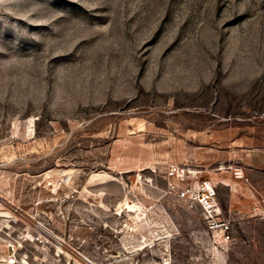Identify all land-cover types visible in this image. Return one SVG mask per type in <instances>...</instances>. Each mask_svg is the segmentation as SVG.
Returning <instances> with one entry per match:
<instances>
[{
    "label": "rangeland",
    "instance_id": "obj_1",
    "mask_svg": "<svg viewBox=\"0 0 264 264\" xmlns=\"http://www.w3.org/2000/svg\"><path fill=\"white\" fill-rule=\"evenodd\" d=\"M0 264H264V0H0Z\"/></svg>",
    "mask_w": 264,
    "mask_h": 264
},
{
    "label": "built area",
    "instance_id": "obj_2",
    "mask_svg": "<svg viewBox=\"0 0 264 264\" xmlns=\"http://www.w3.org/2000/svg\"><path fill=\"white\" fill-rule=\"evenodd\" d=\"M197 183L195 188H192V186L189 188H181L177 191V194L180 196L189 195L193 199V202L198 205L202 212L205 225L213 237H216L217 240L228 238L230 227L228 221L222 218V216H219L220 206L214 187L208 179H200ZM9 249L12 255L14 247L10 245L7 251ZM7 253L9 254V252Z\"/></svg>",
    "mask_w": 264,
    "mask_h": 264
},
{
    "label": "bare ground",
    "instance_id": "obj_3",
    "mask_svg": "<svg viewBox=\"0 0 264 264\" xmlns=\"http://www.w3.org/2000/svg\"><path fill=\"white\" fill-rule=\"evenodd\" d=\"M11 259L9 260L10 262H13L15 260L14 255H10Z\"/></svg>",
    "mask_w": 264,
    "mask_h": 264
}]
</instances>
